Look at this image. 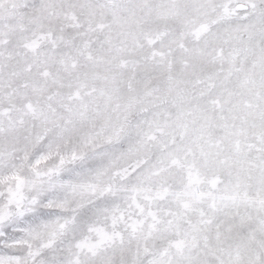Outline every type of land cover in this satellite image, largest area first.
<instances>
[{
    "label": "snow or ice",
    "instance_id": "1",
    "mask_svg": "<svg viewBox=\"0 0 264 264\" xmlns=\"http://www.w3.org/2000/svg\"><path fill=\"white\" fill-rule=\"evenodd\" d=\"M0 264H264V0H0Z\"/></svg>",
    "mask_w": 264,
    "mask_h": 264
}]
</instances>
